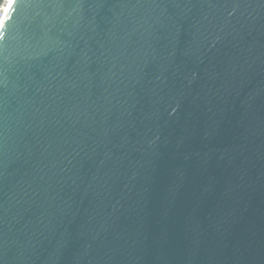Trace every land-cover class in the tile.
I'll return each mask as SVG.
<instances>
[{"label": "water", "instance_id": "1", "mask_svg": "<svg viewBox=\"0 0 264 264\" xmlns=\"http://www.w3.org/2000/svg\"><path fill=\"white\" fill-rule=\"evenodd\" d=\"M0 264H264V0H12Z\"/></svg>", "mask_w": 264, "mask_h": 264}, {"label": "built area", "instance_id": "2", "mask_svg": "<svg viewBox=\"0 0 264 264\" xmlns=\"http://www.w3.org/2000/svg\"><path fill=\"white\" fill-rule=\"evenodd\" d=\"M12 0H8V3L5 4L4 0H2L1 4H0V20L2 21L4 16L6 15L7 12L6 8H8V6L11 4Z\"/></svg>", "mask_w": 264, "mask_h": 264}, {"label": "snow or ice", "instance_id": "3", "mask_svg": "<svg viewBox=\"0 0 264 264\" xmlns=\"http://www.w3.org/2000/svg\"><path fill=\"white\" fill-rule=\"evenodd\" d=\"M11 4H12V2H11ZM11 4L8 6V8H6L5 12H7V11H9L11 9ZM5 20H6V17H5Z\"/></svg>", "mask_w": 264, "mask_h": 264}, {"label": "clouds", "instance_id": "4", "mask_svg": "<svg viewBox=\"0 0 264 264\" xmlns=\"http://www.w3.org/2000/svg\"><path fill=\"white\" fill-rule=\"evenodd\" d=\"M4 3L7 4L8 3V0H4Z\"/></svg>", "mask_w": 264, "mask_h": 264}, {"label": "bare ground", "instance_id": "5", "mask_svg": "<svg viewBox=\"0 0 264 264\" xmlns=\"http://www.w3.org/2000/svg\"><path fill=\"white\" fill-rule=\"evenodd\" d=\"M0 25H1V20H0Z\"/></svg>", "mask_w": 264, "mask_h": 264}]
</instances>
